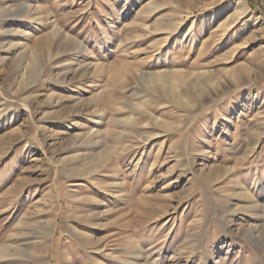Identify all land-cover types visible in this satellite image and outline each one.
I'll return each mask as SVG.
<instances>
[{
	"label": "rangeland",
	"instance_id": "obj_1",
	"mask_svg": "<svg viewBox=\"0 0 264 264\" xmlns=\"http://www.w3.org/2000/svg\"><path fill=\"white\" fill-rule=\"evenodd\" d=\"M0 264H264V0H0Z\"/></svg>",
	"mask_w": 264,
	"mask_h": 264
},
{
	"label": "bare ground",
	"instance_id": "obj_2",
	"mask_svg": "<svg viewBox=\"0 0 264 264\" xmlns=\"http://www.w3.org/2000/svg\"><path fill=\"white\" fill-rule=\"evenodd\" d=\"M179 25V24H178ZM168 85H169V83H168ZM51 230V229H50ZM46 231V230H45ZM44 234H46V233H44Z\"/></svg>",
	"mask_w": 264,
	"mask_h": 264
}]
</instances>
